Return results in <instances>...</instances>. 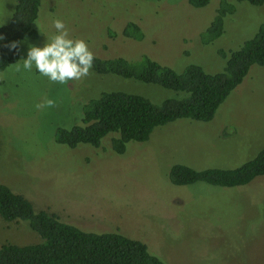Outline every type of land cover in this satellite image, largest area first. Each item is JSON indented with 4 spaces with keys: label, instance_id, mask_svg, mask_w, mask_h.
<instances>
[{
    "label": "rangeland",
    "instance_id": "obj_1",
    "mask_svg": "<svg viewBox=\"0 0 264 264\" xmlns=\"http://www.w3.org/2000/svg\"><path fill=\"white\" fill-rule=\"evenodd\" d=\"M220 3L194 8L188 0H42L34 25L39 36L21 42L19 59L29 43L42 46L55 34L52 21L61 19L70 37L83 39L97 57L147 55L179 72L195 63L219 72L218 51L240 48L264 23V5L237 3L223 36L205 46L200 34ZM15 7L16 0H0V28ZM129 22L141 27L144 40L122 35ZM19 63L0 73V184L81 230L139 240L167 264H264V176L233 188L177 186L170 179L176 164L235 169L264 149V66L251 68L212 121L158 127L150 140L130 142L118 154L108 137L99 148L72 149L56 141V132L81 124L85 104L103 90L152 98L159 91L92 70L59 84L34 69L16 71ZM39 241L27 223L0 217V246Z\"/></svg>",
    "mask_w": 264,
    "mask_h": 264
},
{
    "label": "trees",
    "instance_id": "obj_2",
    "mask_svg": "<svg viewBox=\"0 0 264 264\" xmlns=\"http://www.w3.org/2000/svg\"><path fill=\"white\" fill-rule=\"evenodd\" d=\"M194 8H204L211 0H188ZM263 6L264 0H221L215 17L200 34L208 46L225 33L226 18L235 14L237 3ZM42 0H16L13 16L0 28V73L18 62L20 53L9 52L5 44L25 37L37 39L34 28ZM112 36L115 34L112 33ZM125 38L142 41L141 27L129 22L122 30ZM21 51V44H20ZM221 71L208 72L197 63L181 72L147 55L135 60L124 57L104 59L94 55L92 70L97 76H114L145 87H154L160 97L143 92L103 90L85 104L81 124L59 128L56 141L69 148L101 146L110 138L113 151L123 154L130 142L150 140L154 130L178 120L210 122L219 107L240 86L253 66H264V23L255 36L237 49L218 51ZM264 176V149L255 158L235 169L196 170L176 164L170 172L174 185L204 182L219 187H239ZM0 217L7 222H25L41 241L29 245L5 243L0 246V264H167L150 253L148 246L119 233L86 232L63 222L57 215L38 210L25 196L0 184Z\"/></svg>",
    "mask_w": 264,
    "mask_h": 264
},
{
    "label": "clouds",
    "instance_id": "obj_3",
    "mask_svg": "<svg viewBox=\"0 0 264 264\" xmlns=\"http://www.w3.org/2000/svg\"><path fill=\"white\" fill-rule=\"evenodd\" d=\"M52 27L55 29V34L45 40L42 46L28 44L26 55L19 59L22 63L16 64L15 70L30 73L34 69L48 81L59 84H66L88 76L93 67L94 54L87 43L83 39L71 38L69 30L61 19H54ZM2 40L4 37L0 35V41ZM24 41L27 42V37ZM20 44L21 41L12 40L4 47L14 55H18ZM52 103V100L46 101L47 105ZM37 107H42V105H37Z\"/></svg>",
    "mask_w": 264,
    "mask_h": 264
}]
</instances>
